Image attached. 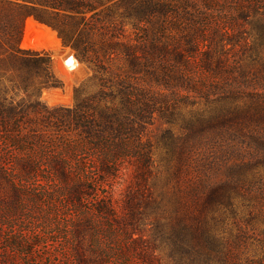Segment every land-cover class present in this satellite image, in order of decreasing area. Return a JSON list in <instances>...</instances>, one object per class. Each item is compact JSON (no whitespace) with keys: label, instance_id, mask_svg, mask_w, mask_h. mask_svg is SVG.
<instances>
[{"label":"trees","instance_id":"trees-1","mask_svg":"<svg viewBox=\"0 0 264 264\" xmlns=\"http://www.w3.org/2000/svg\"><path fill=\"white\" fill-rule=\"evenodd\" d=\"M199 2L179 8L177 0H168L166 5L161 0H142V7L134 8L133 13L137 21L152 27L140 28L133 22V38L124 36L108 42L109 58L114 57L120 65L117 71L102 60L87 40L64 33L56 22L44 17L73 19L59 11L84 13L92 9V4L82 0H0V11L9 12L7 20L0 18V54L21 63L30 60L42 65L39 76L44 87L61 84L50 70L47 53L17 44L25 18L33 16L55 29L61 41L74 49L77 59L89 65L98 81L93 92L75 88L73 106L49 109L31 105L33 115H28L29 107L18 110L0 101V177L15 181L17 176L11 171L20 166L30 173L22 180H34L45 162L61 181L101 184L129 166L132 178L122 207L129 222L141 215L138 206L142 199L145 207H153L150 200L154 195L149 187L153 158L143 136L145 125L154 113L172 115V109L184 106L191 97L188 104L197 109L187 119L183 117L184 137L176 150L179 167L174 175L184 169L185 174L189 171L192 176L183 185L177 183L182 188H177L178 207L173 214L177 217L181 206H186L188 212H182L181 218L170 225L173 235L181 244L202 243L201 236L216 225V216L211 226L206 216L217 210L225 214L243 207L253 221L255 208L264 206V171L260 170L264 167V22L256 19L252 23L257 6L240 0L236 4L237 8L242 5L238 13L248 19L251 31L248 35L246 29L235 24V28L223 30L222 34H229V43L238 45L239 56H229L221 49L222 43L212 39L215 33L221 34L218 26L207 36L204 27L209 18L203 15ZM211 2L206 1L203 6L208 7ZM157 11L176 12L169 23L179 30L184 48L179 44L163 45L165 24L163 20L154 21ZM167 49H171L170 59L161 56ZM102 55L107 56L108 52L103 51ZM191 65H197L207 75L192 76L183 69L176 76L177 70ZM160 72L179 83L181 89L168 92L159 88ZM198 97L203 106H199ZM199 146L206 149L195 151ZM42 149H46L44 158ZM129 233L128 230L130 246L134 240ZM219 255L226 259L227 254ZM262 262V257L246 258L241 264Z\"/></svg>","mask_w":264,"mask_h":264},{"label":"rangeland","instance_id":"rangeland-1","mask_svg":"<svg viewBox=\"0 0 264 264\" xmlns=\"http://www.w3.org/2000/svg\"><path fill=\"white\" fill-rule=\"evenodd\" d=\"M82 1L92 4V9L84 13L59 11L61 15L73 19L63 16L55 19L48 15L44 17L56 22L64 33L80 35L87 40L102 60L112 64V68L118 71L119 62L114 57L109 58L111 47L108 42L124 39V36L133 38V22L140 28L152 27L149 23L137 21V15L133 13L134 8L142 7V0L131 3L122 0ZM177 1L181 8L184 4L191 7L193 2L199 0ZM206 1L209 4L210 0H201L199 3L203 15L209 18L204 27L207 36L210 37L218 26L221 34L218 36L215 33L212 39L222 43L221 49L229 56H235L238 45L230 44L229 34L222 33L225 28L235 24L239 29H246L249 35L251 28L248 19L238 13L242 5L238 8L236 6L240 0H212L210 6L204 7ZM244 1L249 2L248 6L253 2L257 6V15H252L251 22L254 23L256 19L264 22V0ZM161 2L166 5L168 0ZM47 11L51 13L50 9ZM8 14V11H0L1 20H7ZM175 14L157 11L153 19L157 23L164 21L163 45L176 47L179 44L184 48L182 35L176 27L173 28L175 25L170 26L169 23ZM50 32L54 34L52 39L57 37L59 44L54 49H45L43 46L51 40ZM17 44L20 48L47 53L51 58L50 70L61 84L57 87H44L42 77L39 76L42 74V65L30 60L21 63L0 54V101L6 106L18 110L29 107L28 115H33L31 105H43L49 109L57 106L71 107L74 104L75 88L84 87L86 93L96 90L98 81L93 76V70L86 62L77 59L74 49L70 44H64L50 25L33 16L26 17ZM33 46L41 48L34 49ZM103 51L108 52V59L103 56L106 54L102 55ZM170 54L171 49H167L161 56L170 59ZM68 56H74L76 68L67 69L64 65ZM183 69L192 76L194 73L196 76L207 75L197 65H191L177 70L176 76ZM160 74L159 88L168 92L181 89L179 83L164 76L162 72ZM199 99V106H203ZM190 101L191 97L184 106L172 109V115L165 114L168 115L166 119L165 115L154 113L145 125L143 136L149 143L153 158V178L149 182L154 195L150 200L153 207H145L142 199L138 206L141 215L129 222L125 220L126 210L122 208L124 194L132 178L129 166L121 168L114 179L101 184L61 181L45 162L34 180H22V176L30 173H26L20 166L11 171L17 176L15 181L0 177V264H241L246 258L264 259L263 205L255 208L253 221L243 207L227 210L225 214H222L223 210L208 214L207 222L211 226L215 223L212 218L216 216V225L209 233L201 236L200 244L195 241L181 244L173 235L174 230L170 225L181 218L179 215L182 212H188L186 206H181L177 217L173 214L174 208L178 207V203H175L177 188H182L180 185L188 182L192 176L189 171L185 174L184 169H178V176L174 175L179 167L176 163V150L184 137L181 129L183 117L187 119L189 113L197 109V106L188 104ZM205 149V146H199L194 150L203 152ZM42 151L41 158H44L46 149ZM243 151L246 153L248 150ZM260 170L264 171V167H260ZM128 230L133 238L131 240H134L130 246ZM224 253L227 254L226 259L219 255Z\"/></svg>","mask_w":264,"mask_h":264},{"label":"crops","instance_id":"crops-1","mask_svg":"<svg viewBox=\"0 0 264 264\" xmlns=\"http://www.w3.org/2000/svg\"><path fill=\"white\" fill-rule=\"evenodd\" d=\"M49 37L51 38V40L47 44H45V46H43V47L45 49H54L59 44V42L57 41V37H55L54 39H52V37H54L53 32H50L49 33ZM33 48L34 49H40L41 47L33 46Z\"/></svg>","mask_w":264,"mask_h":264},{"label":"bare ground","instance_id":"bare-ground-1","mask_svg":"<svg viewBox=\"0 0 264 264\" xmlns=\"http://www.w3.org/2000/svg\"><path fill=\"white\" fill-rule=\"evenodd\" d=\"M66 61H64V65H66L68 68L67 69H74L76 68V60L74 58V56H68L67 58H65Z\"/></svg>","mask_w":264,"mask_h":264}]
</instances>
